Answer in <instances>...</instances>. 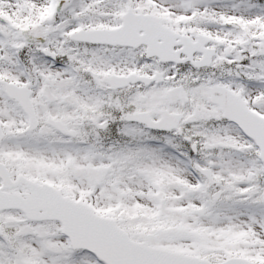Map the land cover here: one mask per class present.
Returning <instances> with one entry per match:
<instances>
[{
  "label": "snow or ice",
  "instance_id": "obj_1",
  "mask_svg": "<svg viewBox=\"0 0 264 264\" xmlns=\"http://www.w3.org/2000/svg\"><path fill=\"white\" fill-rule=\"evenodd\" d=\"M0 264H264V0H0Z\"/></svg>",
  "mask_w": 264,
  "mask_h": 264
}]
</instances>
